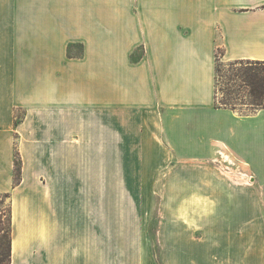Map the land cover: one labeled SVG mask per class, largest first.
<instances>
[{"label":"crops","instance_id":"crops-1","mask_svg":"<svg viewBox=\"0 0 264 264\" xmlns=\"http://www.w3.org/2000/svg\"><path fill=\"white\" fill-rule=\"evenodd\" d=\"M58 7L28 34L0 18V193L12 200V264L145 263L143 244L128 248L143 251L137 260L113 253V212L100 210V197L114 180L154 186L147 172L171 171L157 185L196 186L181 171L214 168L224 154L264 186V107L217 101V54L264 65V0ZM157 232L155 264H179L170 238L192 232L165 221Z\"/></svg>","mask_w":264,"mask_h":264},{"label":"rangeland","instance_id":"rangeland-1","mask_svg":"<svg viewBox=\"0 0 264 264\" xmlns=\"http://www.w3.org/2000/svg\"><path fill=\"white\" fill-rule=\"evenodd\" d=\"M106 1L113 2L0 0V18L20 20L21 33L28 34L29 26L44 24L42 21L63 13L54 9L60 8L58 6ZM64 13L76 14L77 11ZM69 49L80 53L83 44L73 42ZM217 65V101L220 105L232 103L244 113L264 107V65L252 61L228 62L221 58ZM215 163L218 166L211 169L181 171L182 179H197L196 186L157 185L159 177L172 178V172L163 175L150 171L147 173L150 182L156 184L154 186H125L120 185L124 181L114 180L113 188L103 187L100 210L113 212V253L117 252V258L137 260L143 251L128 248L143 244L148 246L143 252L146 261L143 264L158 262L163 252L157 230L165 221L175 222L176 229L192 232L190 239L179 234L170 238V243L176 246L172 258L179 264H264V186L256 180L254 172L231 169L235 164L233 156L221 154ZM11 208V196L1 194L0 233L5 239L0 244V264H11L8 254ZM169 216L175 218L169 219ZM127 236L132 240V246L121 243V238ZM121 246L127 247L125 252Z\"/></svg>","mask_w":264,"mask_h":264},{"label":"trees","instance_id":"trees-1","mask_svg":"<svg viewBox=\"0 0 264 264\" xmlns=\"http://www.w3.org/2000/svg\"><path fill=\"white\" fill-rule=\"evenodd\" d=\"M219 54H217V64H218V60H219ZM242 62V61H241ZM218 67V65H217ZM218 70V69H217ZM223 105L224 106H230V107H234L232 105V103H228V102H223ZM254 105V104H253ZM20 176H21V163H20V159H19V156L18 154L16 155V159H15V183H18L20 181ZM1 194H9L10 193H0ZM1 232V230H0ZM10 245H9V255H10V259H11V264H12V208H11V226H10ZM5 239V235L3 236L1 233H0V244L3 243V240Z\"/></svg>","mask_w":264,"mask_h":264}]
</instances>
